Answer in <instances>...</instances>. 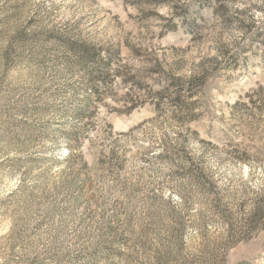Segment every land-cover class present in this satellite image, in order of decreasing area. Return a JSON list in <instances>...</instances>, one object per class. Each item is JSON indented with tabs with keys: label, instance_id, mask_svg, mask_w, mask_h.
<instances>
[{
	"label": "rangeland",
	"instance_id": "rangeland-1",
	"mask_svg": "<svg viewBox=\"0 0 264 264\" xmlns=\"http://www.w3.org/2000/svg\"><path fill=\"white\" fill-rule=\"evenodd\" d=\"M263 99L264 0H0V264H264Z\"/></svg>",
	"mask_w": 264,
	"mask_h": 264
},
{
	"label": "trees",
	"instance_id": "trees-1",
	"mask_svg": "<svg viewBox=\"0 0 264 264\" xmlns=\"http://www.w3.org/2000/svg\"><path fill=\"white\" fill-rule=\"evenodd\" d=\"M202 77H190L188 80L184 81L182 78L172 77L171 82L173 83L176 89L171 94V101L174 104V109H183L189 112V107H187L190 103L187 102L188 97H192L199 93L204 81L202 82ZM188 84V85H185ZM130 105L127 106V111H131L136 107H139L143 104V100L140 97H135V99H131ZM264 102V99H263ZM249 224L252 227H260L264 224V204L263 202L257 203L255 207H253L250 216H249Z\"/></svg>",
	"mask_w": 264,
	"mask_h": 264
}]
</instances>
